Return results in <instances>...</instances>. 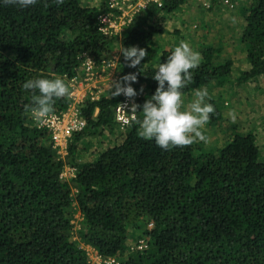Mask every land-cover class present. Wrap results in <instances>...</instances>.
Returning a JSON list of instances; mask_svg holds the SVG:
<instances>
[{"label": "trees", "instance_id": "16d2710c", "mask_svg": "<svg viewBox=\"0 0 264 264\" xmlns=\"http://www.w3.org/2000/svg\"><path fill=\"white\" fill-rule=\"evenodd\" d=\"M109 2L90 7L64 0L58 6L47 0L44 7L38 0L18 9L0 0V264H91L72 240L74 194L83 217L81 239L105 259L116 258L112 264H264V160L253 132L234 134L216 154L194 144L164 151L154 140L139 138L134 121L121 144L80 162L84 139L119 129L115 112L122 95L85 102L86 126L73 132L66 160L58 156L50 130L25 115L32 96L23 89L28 79L60 76L69 83L83 55L101 64L119 54L124 77L136 74L147 84L142 112L158 87L152 64L166 63L172 52L156 59V35L166 32L163 23L188 0L151 4L123 33L106 36L98 17L109 11ZM245 21L242 42L250 68L237 85L264 82V0H250ZM120 45L138 46L148 55L131 68ZM216 52L203 50L194 83L183 94L226 82L233 63H217ZM70 104L69 98L57 100L53 115H63ZM211 104L215 122L222 116ZM67 165L76 170L70 181L62 177ZM132 228L142 231L146 249L129 250ZM125 250L129 256L119 259Z\"/></svg>", "mask_w": 264, "mask_h": 264}, {"label": "rangeland", "instance_id": "374dc122", "mask_svg": "<svg viewBox=\"0 0 264 264\" xmlns=\"http://www.w3.org/2000/svg\"><path fill=\"white\" fill-rule=\"evenodd\" d=\"M101 0H83L85 6L98 7ZM212 0H188V2L175 14H173L164 24V26H169L170 29L174 32L177 31V27L181 20L182 22L187 18H183L186 15V12L183 11L186 5L189 6L187 14L196 15L197 9L203 10L206 12L202 21L197 24L196 28H193L191 25V31L195 32L192 35V40H186V36H170L163 34L156 35V42L158 44L159 52L157 60L160 58L161 53L164 50H173L176 46L179 45L181 41L189 42L191 47L203 54V50L208 48H213L217 52L215 53V60L217 63H224L230 60L232 64V73L228 77L225 83L218 85V83H213L211 86L206 87L208 89L209 95L211 97V103L216 104V108L221 112V118L215 122L210 119L209 123L203 129L204 133L208 136V142H198L194 143L198 147H202L205 152L216 154L220 149L225 147L229 140L236 133H246L253 132L256 135L258 146L261 150V159L264 160V82L263 79L251 80L245 84L237 85V78L242 72L245 71L246 67L249 64L247 58V47L242 42V35L245 26L242 28L245 21V12L246 9L250 6V0H234L235 7L229 8L224 3L223 0L219 5H211L207 7V2ZM202 12V11H199ZM184 13V14H183ZM206 17H208V22H206ZM218 18H221L220 20ZM243 20L244 22L240 24L239 27L236 23V20ZM228 19V20H227ZM221 21L222 23H219ZM167 28V27H166ZM181 31V30H180ZM173 32V33H174ZM199 33V34H198ZM206 35L205 42L202 43V46L198 48V43L202 42L201 34ZM170 34V33H166ZM162 35V36H161ZM189 36V35H188ZM123 59L121 54L118 55V61L116 62V67L114 69V77H118V82H115L113 79H103L98 82L88 81L82 83H72L70 84L71 94L75 93V99L69 98L71 104L69 109L64 113V118L62 121L63 127L71 123L72 121L79 120L75 118L77 114H80V117L84 120L82 108L87 100H91L94 96L96 101L102 96L111 97L115 95L117 83L123 84ZM81 67L79 74L81 78L86 77L84 71L85 59H81ZM153 68L157 67L156 62L152 64ZM142 68L147 69L148 64H143ZM111 73V72H110ZM109 73V74H110ZM126 86V85H125ZM137 92L135 97H132L135 104H139L140 100L148 93V87L145 82H137L131 85ZM143 88V93L140 92V89ZM204 88V87H201ZM122 95V94H120ZM183 108L186 109L187 105L194 99V93L190 95L183 94ZM92 101V100H91ZM207 101V102H208ZM141 105V104H140ZM229 112L235 113V121L229 116ZM98 111L95 113L97 116ZM79 131V130H78ZM125 131L122 129H116L115 133H110V130H105V132L94 138H86L81 144H79V161L88 162L91 161L98 155L101 150H104L109 147H113L117 144H121L125 138ZM72 135V134H71ZM71 137V136H70ZM58 156L66 160L68 156L67 149L63 147H57L56 149ZM76 170L70 166H65L62 176L70 181L75 176ZM75 192V191H74ZM73 204L70 208V217L71 223L73 225V241H75L81 248L87 251L89 256V261L91 264H100L99 253L96 249L87 245L80 237L79 231L82 228L83 217L81 215L80 209L76 202V196L73 195ZM150 227V225H149ZM131 236L127 242V246L131 251V248L135 246L140 240L145 239L141 237L142 231L138 229H131ZM127 248V249H128ZM101 256V255H100ZM129 256L128 250L124 251L119 256V259H124ZM102 257V256H101ZM104 258V257H103ZM105 259V258H104ZM108 259V258H107ZM115 259L116 258H112Z\"/></svg>", "mask_w": 264, "mask_h": 264}, {"label": "clouds", "instance_id": "9594fccd", "mask_svg": "<svg viewBox=\"0 0 264 264\" xmlns=\"http://www.w3.org/2000/svg\"><path fill=\"white\" fill-rule=\"evenodd\" d=\"M2 3L5 7L28 9L37 5L38 0H2ZM54 3L59 6L64 0H54ZM48 6L47 0H44V7ZM118 52L122 53L125 61L130 62L128 66L131 68L139 66L148 55L146 49L138 46L125 48L120 45ZM201 61V53L188 42L181 41L167 57L166 63L156 67L153 79L158 82V87L155 94L142 105V112L138 111L140 105L132 107L131 117L138 124L139 138L154 140L164 151L208 142L203 129L215 114L214 105L207 102L211 99L208 89H195L194 99L186 109L183 108L182 99L183 89L194 83L193 70L200 66ZM123 82L115 85V95L135 97L137 92L131 85L137 82L136 74L123 77ZM23 89L32 93L31 103L24 106V113L37 124H43L54 113L57 100L71 97L70 84L60 76L28 79ZM140 92L143 93V88ZM136 113L141 116L137 117ZM229 116L235 121L234 112H229Z\"/></svg>", "mask_w": 264, "mask_h": 264}, {"label": "built area", "instance_id": "2783aa9c", "mask_svg": "<svg viewBox=\"0 0 264 264\" xmlns=\"http://www.w3.org/2000/svg\"><path fill=\"white\" fill-rule=\"evenodd\" d=\"M204 1L205 0H203V2ZM162 3L163 0H110L109 11L105 14L99 15L98 17L99 30L103 35L106 36L120 35L124 32L126 27L134 23L139 16L143 15L149 5H162ZM223 3L231 9L235 7V2L232 0H223ZM211 5L212 3L208 1L206 6L210 7ZM80 59H85L84 71L86 77L83 80V78L78 75L71 79L70 82L83 84L84 82L88 81L98 82L99 80H103L105 78L110 80L114 78L115 82H118V77H114V69L116 67V62L118 61V55L112 57L111 60L103 61L101 64H96L87 55H83ZM81 66L80 68H82ZM74 96L75 93H72L71 98L75 99ZM122 96L124 98L116 108L115 118L118 122V127L123 131H126L132 122L135 121V119L131 117L132 107L139 104H135L134 101L136 100L133 98H129L124 94H122ZM95 98L96 97L93 96L91 100L96 101ZM63 118L64 114H52L43 124H41L42 126L47 127V129H49L52 133V139L56 149L57 147L68 149V142L71 138L70 136H72L71 134L78 130L81 131L86 126V122L80 117V114H77L75 117L79 118V120L72 121L65 127L62 125ZM147 246V241L143 239L135 244V246L131 249L142 251L146 249ZM98 256L101 263L104 262L107 264H112L116 262L115 259H104L100 255Z\"/></svg>", "mask_w": 264, "mask_h": 264}, {"label": "crops", "instance_id": "0c3cea01", "mask_svg": "<svg viewBox=\"0 0 264 264\" xmlns=\"http://www.w3.org/2000/svg\"><path fill=\"white\" fill-rule=\"evenodd\" d=\"M217 5H219V4H217ZM217 5H215V6H217ZM189 8V6L188 5H186V7H185V9L183 10V11H185L186 12V15L183 17V18H186V16H187V18L182 22L181 20H179V21H177L176 23L178 24L179 22H180V24H178L179 26L177 27V31L176 32H174V31H172L171 29H170V22L168 23L169 24V26H164L165 27V29H166V32H165V34L163 35V36H166V35H170V36H177V37H179V36H181L182 37V39L184 38L183 36H186V40H192L191 38H192V34L193 33H195V32H192L191 31V25H193V28H196L197 27V24L199 23V22H201L202 21V23L204 22L203 21V17H204V14L206 13V12H203V10H200V9H197V13H196V15L195 16H193L192 14H187V10L188 11H191V9L189 10L188 9ZM199 11H202V12H199ZM192 13H194V11H191ZM184 14V13H183ZM219 20L221 19V18H218ZM206 22H208V17H206ZM228 20V19H227ZM244 21L243 20H241L240 18H239V20H236V23H237V25L239 26V27H241L240 26V24L241 23H243ZM219 23H222L221 21H219ZM244 26H246V24L244 23V25L242 26V28L244 27ZM181 30V31H180ZM174 32V33H173ZM166 33H170V34H166ZM199 34V33H198ZM189 35V36H188ZM162 36V35H161ZM205 37H206V35L204 34V33H202L201 34V38H202V42H200V43H198V48H200L201 46H202V43H204L206 40H205ZM189 43V42H188ZM192 46V45H191ZM250 68V64H248V66L246 67V69H245V71L246 70H248ZM259 79H263V78H259Z\"/></svg>", "mask_w": 264, "mask_h": 264}]
</instances>
